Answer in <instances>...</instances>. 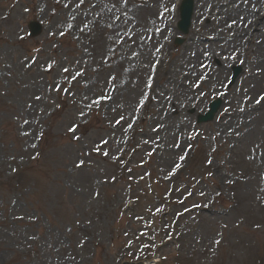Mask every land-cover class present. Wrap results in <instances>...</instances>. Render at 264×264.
Returning <instances> with one entry per match:
<instances>
[{"label": "rangeland", "instance_id": "1", "mask_svg": "<svg viewBox=\"0 0 264 264\" xmlns=\"http://www.w3.org/2000/svg\"><path fill=\"white\" fill-rule=\"evenodd\" d=\"M179 1L0 0V264H264V0Z\"/></svg>", "mask_w": 264, "mask_h": 264}, {"label": "bare ground", "instance_id": "2", "mask_svg": "<svg viewBox=\"0 0 264 264\" xmlns=\"http://www.w3.org/2000/svg\"><path fill=\"white\" fill-rule=\"evenodd\" d=\"M221 3V0H211V2L209 3V5H207V4H205V2L204 3H202L203 5H202V7H201V9H200V7H199V11H203V10H206V11H209L210 12V14L211 15H215L216 17H218V19L220 20L218 23H216L215 22V24L217 25V24H221V22H224L223 20H225V22L224 23H226V24H228V22H233L234 21V19L233 18H235V19H237V20H240V18L242 17V15H241V12H240V7H231L230 6V8H229V6H221V7H219L218 5ZM205 4V5H204ZM258 4H260V2L258 3ZM203 7H205L204 9H203ZM206 7H209V8H206ZM222 7H224V8H222ZM217 8V9H216ZM231 9V11H229V10H227V9ZM231 12H233V14H236L235 16H233L232 18H231V15H229L228 13H231ZM216 13V14H215ZM241 17H240V16ZM244 17H246V16H244ZM222 18H223V20H222ZM249 18H251V15H249ZM216 19V18H215ZM214 24H212V25H210V26H213ZM236 29H234V32L237 34L238 33V30H236ZM255 35H253L252 37H254ZM259 37L261 38V37H263L261 34H259ZM194 47V46H193ZM212 47H214V46H211V44L210 45H208V46H200V47H198L197 45H195V47H194V49H193V52L194 53H196V51L199 49V50H201V51H204V52H209V53H211V55H212V58H214V56H213V51H212ZM229 48H232L231 46L230 47H223V46H221L220 47V50L221 51H219V48H217V50H216V58H219V55H223L222 57L224 58L225 56L224 55H227L228 53H230L229 51ZM216 49V48H215ZM237 50H236V48H234L232 51H231V53H235ZM237 53L238 54H240L238 51H237ZM255 53H260V50H258V49H255V52H254V54ZM196 61H197V58H196ZM186 65H188V66H192L193 65V63H190V64H186ZM189 68H191V67H189ZM189 85V84H188ZM186 95H184V97H185Z\"/></svg>", "mask_w": 264, "mask_h": 264}, {"label": "water", "instance_id": "3", "mask_svg": "<svg viewBox=\"0 0 264 264\" xmlns=\"http://www.w3.org/2000/svg\"><path fill=\"white\" fill-rule=\"evenodd\" d=\"M189 12H190V6L187 7L184 11H183V19L186 25H188V19H189ZM214 112V111H213ZM211 114L207 115L205 119H200L199 121H208L211 119Z\"/></svg>", "mask_w": 264, "mask_h": 264}, {"label": "snow or ice", "instance_id": "4", "mask_svg": "<svg viewBox=\"0 0 264 264\" xmlns=\"http://www.w3.org/2000/svg\"><path fill=\"white\" fill-rule=\"evenodd\" d=\"M261 99H264V97H262ZM260 101H257V103H259ZM74 131V130H73ZM80 165H77V167H79Z\"/></svg>", "mask_w": 264, "mask_h": 264}]
</instances>
